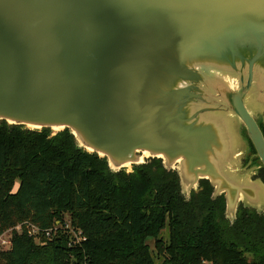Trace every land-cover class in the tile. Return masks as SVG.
<instances>
[{
    "label": "water",
    "instance_id": "1",
    "mask_svg": "<svg viewBox=\"0 0 264 264\" xmlns=\"http://www.w3.org/2000/svg\"><path fill=\"white\" fill-rule=\"evenodd\" d=\"M263 91L264 0H0V122L67 130L113 172L160 159L186 198L204 179L225 193L231 221L261 208L222 115L264 166Z\"/></svg>",
    "mask_w": 264,
    "mask_h": 264
},
{
    "label": "trees",
    "instance_id": "2",
    "mask_svg": "<svg viewBox=\"0 0 264 264\" xmlns=\"http://www.w3.org/2000/svg\"><path fill=\"white\" fill-rule=\"evenodd\" d=\"M131 172L79 149L69 131L51 135L0 122V264H264V217L225 201L200 180L186 198L176 170L148 159ZM82 233L68 246L62 228ZM167 227L168 240L161 236ZM56 228L59 234L46 237Z\"/></svg>",
    "mask_w": 264,
    "mask_h": 264
},
{
    "label": "crops",
    "instance_id": "3",
    "mask_svg": "<svg viewBox=\"0 0 264 264\" xmlns=\"http://www.w3.org/2000/svg\"><path fill=\"white\" fill-rule=\"evenodd\" d=\"M260 95L264 96V91L260 93ZM252 110L254 111V116L259 121V123H264V109L255 104V107L253 106ZM224 114L226 117L224 118L226 124L232 125L231 128L227 125H225V127L231 129L233 134L229 136L223 135L222 143L224 141L223 144H228L227 148L233 151V158L237 159L239 157L240 169L237 171V173L240 175L237 183L238 193L244 198L251 200L252 203L264 210V208L259 204L260 199H264V187L262 186V183L258 182L257 180L253 182L250 179L248 174H246L244 171L240 161L242 157L250 152L246 133H244L237 120L232 117V114L229 111L224 112L222 116H224ZM225 122H223V124H225Z\"/></svg>",
    "mask_w": 264,
    "mask_h": 264
},
{
    "label": "built area",
    "instance_id": "4",
    "mask_svg": "<svg viewBox=\"0 0 264 264\" xmlns=\"http://www.w3.org/2000/svg\"><path fill=\"white\" fill-rule=\"evenodd\" d=\"M24 226L26 227L27 232L30 236H35L36 234H38L39 230L35 226H32L31 224L24 222L21 225H17L14 228H10L4 231V233L0 236V249L3 248V250H7L11 246V241H12L11 236L13 232L17 234L21 233ZM61 232L62 234L66 235L67 238L69 239V244H68L69 247H71L73 244L80 242V240H84L81 238L82 233L70 227L69 224H66L62 228ZM55 234H56V228L50 231H45L46 237L51 238V236H54Z\"/></svg>",
    "mask_w": 264,
    "mask_h": 264
},
{
    "label": "flooded vegetation",
    "instance_id": "5",
    "mask_svg": "<svg viewBox=\"0 0 264 264\" xmlns=\"http://www.w3.org/2000/svg\"><path fill=\"white\" fill-rule=\"evenodd\" d=\"M259 129L264 137V123H259ZM247 140H248V146H249L250 152H248V154H246L244 157L240 159L242 167L244 168V171L246 172V174H248V176L253 182L257 180L258 182L262 183L264 186V166H262L258 158L257 152L256 150H254V147L252 146L248 137H247ZM192 191H194V189ZM238 206H243V203L240 202ZM252 210L256 211L258 214L264 217L263 209H260L259 212L256 210V208Z\"/></svg>",
    "mask_w": 264,
    "mask_h": 264
},
{
    "label": "rangeland",
    "instance_id": "6",
    "mask_svg": "<svg viewBox=\"0 0 264 264\" xmlns=\"http://www.w3.org/2000/svg\"><path fill=\"white\" fill-rule=\"evenodd\" d=\"M230 85H231V88L232 89H235L238 85H237V83L234 85L231 81H230ZM256 119V118H255ZM257 120V119H256ZM258 121V120H257ZM124 170H127V172H131L132 170H131V167H128V168H125ZM225 194V193H224ZM222 195V197H223V201H225V199H224V197H225V195ZM221 195H220V197H221ZM225 203H226V201H225ZM263 208H264V199L263 198H261L260 199V203H259ZM60 230H58L56 233H60L59 232ZM62 233V232H61ZM161 236L164 238V240L166 241V240H168V229H167V227L164 229V230H162V232H161ZM71 237V236H70ZM69 237V238H70ZM1 251H5V250H3V248L2 249H0Z\"/></svg>",
    "mask_w": 264,
    "mask_h": 264
}]
</instances>
